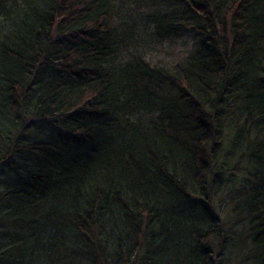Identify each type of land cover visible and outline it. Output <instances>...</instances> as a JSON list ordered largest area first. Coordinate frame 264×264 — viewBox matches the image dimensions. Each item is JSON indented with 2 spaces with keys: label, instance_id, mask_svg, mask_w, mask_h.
I'll list each match as a JSON object with an SVG mask.
<instances>
[{
  "label": "trees",
  "instance_id": "1",
  "mask_svg": "<svg viewBox=\"0 0 264 264\" xmlns=\"http://www.w3.org/2000/svg\"><path fill=\"white\" fill-rule=\"evenodd\" d=\"M0 264H264V0H0Z\"/></svg>",
  "mask_w": 264,
  "mask_h": 264
},
{
  "label": "rangeland",
  "instance_id": "2",
  "mask_svg": "<svg viewBox=\"0 0 264 264\" xmlns=\"http://www.w3.org/2000/svg\"><path fill=\"white\" fill-rule=\"evenodd\" d=\"M146 44V53L150 55V59H153L154 62L161 63H173L176 61L183 51L188 49L190 41L186 38L175 39L171 41H165L160 44L150 43Z\"/></svg>",
  "mask_w": 264,
  "mask_h": 264
}]
</instances>
